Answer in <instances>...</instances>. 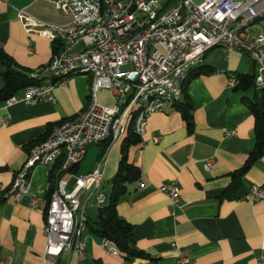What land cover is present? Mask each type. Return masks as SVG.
<instances>
[{
	"label": "crops",
	"instance_id": "crops-1",
	"mask_svg": "<svg viewBox=\"0 0 264 264\" xmlns=\"http://www.w3.org/2000/svg\"><path fill=\"white\" fill-rule=\"evenodd\" d=\"M160 2L167 8L173 5L171 0ZM18 11L55 26L69 24L71 17L51 0H0V51L12 60L16 72L29 76L50 63L60 44L25 32ZM247 31L258 36L262 28L256 22ZM80 49L81 45L76 51ZM201 67L208 71L190 78L186 85L192 128L187 129L176 104H166L149 117L140 143L126 151L127 161L140 170L144 188L130 186L119 198L117 213L133 226L134 247L147 258L111 255L101 248V239L93 231L101 206L93 192L84 205L86 258L79 261L73 254H64L56 264H175L173 245L188 253L191 264H258L264 252V199L251 200L249 189L258 185L264 190V153L237 179L239 186L231 196L223 193L233 184L231 175L243 166L255 143V120L247 102L262 104L264 91H256L253 84L247 88L239 85V76L250 77L252 83L254 79V64L245 54H226L215 48L204 56ZM230 77L238 80L232 89L227 87ZM89 85L88 76L76 75L54 90L53 103L7 107L0 101V263L10 259L9 264H43L45 210L60 161L32 170L30 192L41 198L36 209L28 207L26 198L16 201L5 197V192L31 146L86 110ZM3 87L0 71V91ZM22 95L20 89L14 96ZM117 101L108 90L98 93L102 106L111 107ZM3 118L7 119L5 126ZM154 137H160L158 144L151 142ZM122 141L113 147L106 142L90 146L71 173L87 175L105 157L100 191L108 197L122 156ZM208 160L211 167L205 171ZM173 180L179 185V202L172 212L166 196L155 188Z\"/></svg>",
	"mask_w": 264,
	"mask_h": 264
},
{
	"label": "built area",
	"instance_id": "built-area-1",
	"mask_svg": "<svg viewBox=\"0 0 264 264\" xmlns=\"http://www.w3.org/2000/svg\"><path fill=\"white\" fill-rule=\"evenodd\" d=\"M51 1L71 17L69 24H45L23 11H18V19L25 32L58 42L59 50L47 66L29 73L34 84L23 89L22 97L11 96L4 101L7 107L53 103L54 90L68 78L85 75L90 80L86 110L31 146L5 192V197L16 201L26 198L28 207L36 209L41 198L30 192L31 172L36 166L48 167L60 161L45 210L43 264H56L64 254H73L79 261L86 258L84 205L93 192L99 206L106 201L100 191L105 157L87 175L71 173L88 148L105 142L108 147L115 146L126 137L130 126L142 138L151 115L161 112L166 104L181 101L191 69L200 66L210 50L222 48L226 54L247 55L254 64L253 87L264 91V0H171L173 5L168 8L160 0ZM256 22L262 32L252 36L247 29ZM79 45L81 49L76 51ZM128 65L131 68L123 70ZM237 84L238 80L230 77L227 87L232 89ZM102 90L110 91L117 103L100 105L98 93ZM1 124L5 126L7 119ZM159 141L160 137L151 140L153 144ZM210 167L208 160L203 168L208 171ZM138 187L144 188V184L140 181ZM155 189L166 196L173 212L179 202L178 182L163 183ZM249 196L253 201L262 200L264 190L252 185ZM173 246L175 264H191L188 253ZM101 248L107 254L119 255L109 240H101ZM9 263L7 259L0 264ZM258 264H264V252Z\"/></svg>",
	"mask_w": 264,
	"mask_h": 264
},
{
	"label": "trees",
	"instance_id": "trees-1",
	"mask_svg": "<svg viewBox=\"0 0 264 264\" xmlns=\"http://www.w3.org/2000/svg\"><path fill=\"white\" fill-rule=\"evenodd\" d=\"M12 64V60L5 53L0 51V71L4 80V87L0 91V101H5L9 97L14 96L20 89H24L25 87L34 84L33 80H31L27 74L16 72L12 68ZM206 71L208 70L200 65L194 71L190 72L183 85V100L176 104L188 130L192 128L190 116L192 106L186 95V85L190 78L197 77ZM238 78L239 85L242 88H247L253 84L250 77L239 76ZM247 105L255 120L253 131L255 143L243 166L231 175L234 182L223 193L225 196L227 193L231 196L235 192L239 186L237 179L244 175L264 153V101L262 104L248 101ZM140 141L141 139L134 134L132 127L130 126L126 137L121 144L122 156L117 173L111 181L110 194L106 197L104 205L98 209L97 221L94 225L93 231L101 240H109L122 256L147 258L145 253L137 251L134 247L133 226L121 219L117 213L119 198L128 191L130 186L134 184L138 185L141 179L140 170L133 164H130L126 158L127 149L130 146L139 144ZM52 189L53 188L50 189L49 195Z\"/></svg>",
	"mask_w": 264,
	"mask_h": 264
},
{
	"label": "rangeland",
	"instance_id": "rangeland-1",
	"mask_svg": "<svg viewBox=\"0 0 264 264\" xmlns=\"http://www.w3.org/2000/svg\"><path fill=\"white\" fill-rule=\"evenodd\" d=\"M135 15H136L137 17H139V18L141 17L140 13H138V12H137ZM130 68H131V66L128 65V66L124 67L123 70H128V69H130ZM77 176H84V175H77Z\"/></svg>",
	"mask_w": 264,
	"mask_h": 264
},
{
	"label": "water",
	"instance_id": "water-1",
	"mask_svg": "<svg viewBox=\"0 0 264 264\" xmlns=\"http://www.w3.org/2000/svg\"><path fill=\"white\" fill-rule=\"evenodd\" d=\"M133 10V8H131L130 12Z\"/></svg>",
	"mask_w": 264,
	"mask_h": 264
}]
</instances>
